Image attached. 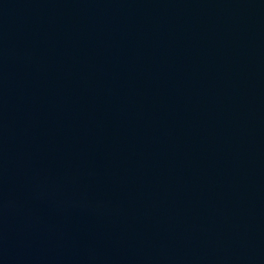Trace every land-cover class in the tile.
Instances as JSON below:
<instances>
[{
	"label": "water",
	"instance_id": "1",
	"mask_svg": "<svg viewBox=\"0 0 264 264\" xmlns=\"http://www.w3.org/2000/svg\"><path fill=\"white\" fill-rule=\"evenodd\" d=\"M0 264H264V0H0Z\"/></svg>",
	"mask_w": 264,
	"mask_h": 264
}]
</instances>
